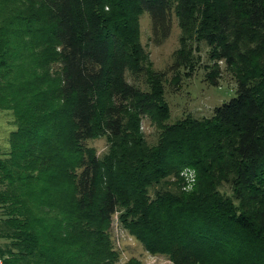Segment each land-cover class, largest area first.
<instances>
[{
  "label": "trees",
  "instance_id": "16d2710c",
  "mask_svg": "<svg viewBox=\"0 0 264 264\" xmlns=\"http://www.w3.org/2000/svg\"><path fill=\"white\" fill-rule=\"evenodd\" d=\"M3 1L12 6L0 23V74L9 77L0 109L12 111L15 130L0 150V206L17 251L3 264H120L117 213L172 264H264V0ZM144 13L154 45L177 18L172 72L202 43L234 71L245 60L235 95L209 119L164 124L165 73L141 65ZM142 71L148 91L126 80ZM144 117L160 129L154 145ZM103 135L100 158L85 142ZM186 168L196 175L190 191Z\"/></svg>",
  "mask_w": 264,
  "mask_h": 264
},
{
  "label": "rangeland",
  "instance_id": "374dc122",
  "mask_svg": "<svg viewBox=\"0 0 264 264\" xmlns=\"http://www.w3.org/2000/svg\"><path fill=\"white\" fill-rule=\"evenodd\" d=\"M0 23L9 14L12 5L0 0ZM2 8V11H1ZM151 23L147 13L139 19V47L144 52V60L141 62L143 68H149L153 72H164L163 99L168 107L169 117L164 121L165 125L176 123L185 117L198 120L209 119L213 116L214 109L231 99L237 90V80L240 77V69L248 68L244 62L238 64L236 70L228 68L223 62L215 63L209 58V47L204 43L194 52V61L188 67L180 68L176 73L169 70L174 61V52L180 45V29L177 18L173 14L171 31L168 38L160 45H154L151 39ZM246 59V58H245ZM176 74V75H175ZM212 75V77H211ZM175 76V77H174ZM9 77L0 74V85H4ZM128 83L136 86L142 91H148L144 71L134 76L126 73ZM252 81L253 79L250 78ZM250 81V82H251ZM14 114L11 110L0 109V150L2 153L9 151V134L15 130L13 125ZM141 131L149 145L156 144L160 129L149 117L141 121ZM86 146L92 148L98 157H103L109 149L107 136H99L85 142ZM3 155L2 157H5ZM186 185L184 189L191 190L196 183V175L191 169H184L180 174ZM0 186V193L2 191ZM230 194L227 187L222 188ZM8 216L0 206V264L5 261H13L17 255L16 250H10V237L7 236L6 220ZM112 243L118 254L120 264L135 261L138 264H172L166 254H153L146 251L129 231L123 229L118 222V213L112 218ZM20 260L16 264H22Z\"/></svg>",
  "mask_w": 264,
  "mask_h": 264
}]
</instances>
